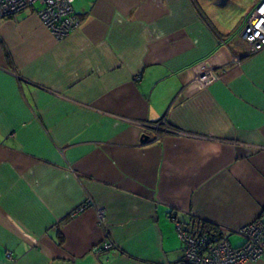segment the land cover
Returning <instances> with one entry per match:
<instances>
[{"label":"crops","instance_id":"1","mask_svg":"<svg viewBox=\"0 0 264 264\" xmlns=\"http://www.w3.org/2000/svg\"><path fill=\"white\" fill-rule=\"evenodd\" d=\"M257 2L73 0L61 39L0 19V264H172L176 221L230 242L264 214V49L233 60Z\"/></svg>","mask_w":264,"mask_h":264},{"label":"built area","instance_id":"2","mask_svg":"<svg viewBox=\"0 0 264 264\" xmlns=\"http://www.w3.org/2000/svg\"><path fill=\"white\" fill-rule=\"evenodd\" d=\"M73 0H0V19L15 20L17 14L25 9H33L41 23L57 39L67 36L80 23L79 16L73 11ZM236 54L234 61H239L241 51L253 54L264 49V0H259L250 11L234 43ZM211 72L194 75V81L200 88L206 87L214 78ZM138 78V77H137ZM146 128L154 132L155 137L177 131L167 124L147 123ZM92 207L95 209L98 223L105 227V209L96 206L91 198L81 203L76 211ZM175 228L183 244V257L172 264H243L255 261L264 254V216L240 227L237 233L243 239L239 246H233L226 238H213L207 234H194L180 221ZM118 248L110 239L96 247V255ZM9 255V253H7Z\"/></svg>","mask_w":264,"mask_h":264},{"label":"trees","instance_id":"3","mask_svg":"<svg viewBox=\"0 0 264 264\" xmlns=\"http://www.w3.org/2000/svg\"><path fill=\"white\" fill-rule=\"evenodd\" d=\"M264 216V214H262L260 217ZM174 219L176 220V218L174 217ZM181 222V221H180ZM182 223V222H181ZM188 230L192 231V233L194 234H198V235H202V234H207L213 238H224L221 235V231L214 225L209 224L205 221H200V220H195L192 221V223L187 224L188 227L191 226V228H188L184 223H182ZM190 225V226H189ZM181 241V240H180ZM182 243V242H181ZM182 248H183V244H182ZM184 250V249H183Z\"/></svg>","mask_w":264,"mask_h":264},{"label":"rangeland","instance_id":"4","mask_svg":"<svg viewBox=\"0 0 264 264\" xmlns=\"http://www.w3.org/2000/svg\"><path fill=\"white\" fill-rule=\"evenodd\" d=\"M229 240L231 243L236 244L237 242L241 241V237H239L238 235L232 234L229 237Z\"/></svg>","mask_w":264,"mask_h":264}]
</instances>
